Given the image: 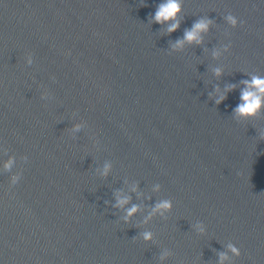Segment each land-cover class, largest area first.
<instances>
[{"label":"water","instance_id":"95a60500","mask_svg":"<svg viewBox=\"0 0 264 264\" xmlns=\"http://www.w3.org/2000/svg\"><path fill=\"white\" fill-rule=\"evenodd\" d=\"M160 2L0 0V264H264V0Z\"/></svg>","mask_w":264,"mask_h":264},{"label":"clouds","instance_id":"9594fccd","mask_svg":"<svg viewBox=\"0 0 264 264\" xmlns=\"http://www.w3.org/2000/svg\"><path fill=\"white\" fill-rule=\"evenodd\" d=\"M181 11V4L180 0H162V2L158 3L156 9L152 15V20L157 24L167 23L168 24L167 31L172 32L179 27V21L177 20V16ZM230 22L235 25L236 20L233 17H228ZM210 21L201 19L195 22L191 29L186 30L182 40L176 41V46L179 47L183 42H196L199 43L201 39V33L207 31L208 25ZM217 74H219V70H217ZM244 87L240 90L239 94V103L235 105L233 108V115L239 119H247L256 116L262 110H264V76H252L248 80H243L241 82ZM234 85L230 86L225 91L231 90ZM225 98L224 94H220L217 99L216 103H220ZM11 161L3 162V168L7 169L10 166ZM107 172V168H105V173ZM18 177L12 178V184L15 185L18 182ZM127 198L118 199L117 205L123 206L126 204ZM170 208V202L162 201L155 205L153 211L155 212H162ZM137 206L133 205L131 208L127 209V216H131L137 211ZM151 238L150 233L144 234V239L148 240ZM230 251L234 255H239L238 249L233 246H228ZM221 260L226 259L225 255H221Z\"/></svg>","mask_w":264,"mask_h":264}]
</instances>
